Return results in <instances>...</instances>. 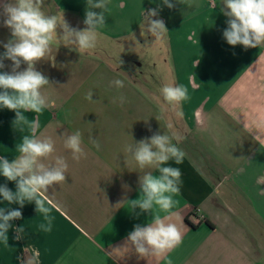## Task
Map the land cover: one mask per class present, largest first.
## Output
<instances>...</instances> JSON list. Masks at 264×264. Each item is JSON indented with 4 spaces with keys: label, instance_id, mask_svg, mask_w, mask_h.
<instances>
[{
    "label": "crops",
    "instance_id": "crops-1",
    "mask_svg": "<svg viewBox=\"0 0 264 264\" xmlns=\"http://www.w3.org/2000/svg\"><path fill=\"white\" fill-rule=\"evenodd\" d=\"M174 2L169 9L162 0H110L94 50L78 53L53 42L52 54L36 64L49 78L42 92L52 105L24 115L38 116L37 135L55 140V155L64 156L69 169L64 184L40 193L54 217L50 232L39 230L46 221L34 202L20 208L0 197V208L22 212L21 219L10 222L8 245L0 241V264H20L17 257L26 258L28 246L39 249L40 264H167L164 258L148 261L134 248L123 249L134 225H146L151 216L117 205L124 197L139 198L144 171L130 160L125 145L168 132L166 121L156 119L160 114L152 99L165 83L184 85L189 95L176 125L184 137L178 146L185 160L168 162L183 173L173 209L183 238L167 259L173 264H264V44L244 49L226 42L223 0ZM45 7L51 14L63 13L71 27H85L86 0H45ZM157 7L161 10L153 19H163L168 33L155 43L151 34L140 33L143 11ZM2 19L0 54L11 38ZM120 45L127 56L120 52L117 57ZM128 56L122 67L120 60ZM11 63L5 60L0 71L10 72ZM115 79L124 87H109ZM90 91L92 100L86 99ZM14 119V111L0 108V157L9 161L28 134L14 129ZM77 130L87 152L78 162L59 138ZM4 184L16 191L15 182L0 176ZM22 226L18 241L15 229Z\"/></svg>",
    "mask_w": 264,
    "mask_h": 264
},
{
    "label": "clouds",
    "instance_id": "clouds-1",
    "mask_svg": "<svg viewBox=\"0 0 264 264\" xmlns=\"http://www.w3.org/2000/svg\"><path fill=\"white\" fill-rule=\"evenodd\" d=\"M162 2L169 9L175 7L174 0ZM109 3L110 0H86L85 27L82 30L71 27L63 13L57 15L46 11L45 0H3L0 3L2 24L10 30L11 36L3 43L0 69L5 68V60L12 62L10 72L0 71V108L14 111V129L22 134L27 129L28 133L22 135L21 143L16 146L19 154L13 160L0 157V176L16 184L15 192L7 184L0 185V197L9 205L18 204L20 208L25 202H34L36 211L43 214L46 221L39 225V230L43 232L52 230L54 217L40 193L47 192L52 185L64 184L69 164L64 156L55 155L56 142L51 136L43 132L37 135L40 129L38 116L29 120L24 115L26 112L42 113L52 105L50 98L42 92L44 86L50 84L49 78L36 70V64L52 54L53 42L78 53L94 50L102 38L100 30L106 27ZM222 5L221 11L228 18L223 38L229 45H242L248 49L264 44V0H223ZM160 10L157 7L143 11L144 23L140 35L151 34L155 43L162 41L168 33L163 19H153L159 16ZM22 64L26 65L24 70H20ZM109 87L120 89L124 87V82L115 79L110 81ZM92 96L90 91L86 99L92 100ZM152 99L160 114L156 119L166 121L168 132H157L150 138L125 145L124 151L130 160L144 171L138 178L139 198L128 200L124 197L117 205L127 204L132 212L140 209L137 216L141 213L151 216L146 225H134L123 249L130 251L134 248L140 258L148 261L153 257L164 258L167 264H173L167 255L182 243L183 238L181 226L173 221L177 215L173 209L179 203L174 197L181 192L183 173L179 167L168 165V162L180 165L185 160L186 153L178 146L184 137L176 125L183 116L182 103L189 99L188 89L184 85L165 83ZM119 100L123 104L125 97L121 95ZM59 138L74 161L87 157L80 131L64 133ZM90 141L99 149L97 139L90 137ZM146 169H155L158 174ZM21 218L20 210L0 208V241L8 245L7 233L12 228L10 222ZM24 232V226L17 227L14 239H22ZM24 252L27 253L26 258L17 257L20 264H40L38 248L28 246Z\"/></svg>",
    "mask_w": 264,
    "mask_h": 264
},
{
    "label": "rangeland",
    "instance_id": "rangeland-1",
    "mask_svg": "<svg viewBox=\"0 0 264 264\" xmlns=\"http://www.w3.org/2000/svg\"><path fill=\"white\" fill-rule=\"evenodd\" d=\"M121 46V48H120V50H118V51H116V52H118V55H117V57L118 56H120V52H121V54L123 55V56H127L128 54H126V52H125V50H124V45H120ZM110 51H113L112 49H110ZM143 53H146V55H150L151 53L149 52V50L148 49H144L143 50ZM131 54H133V52H131ZM129 57L130 56H128V58H126V59H122V60H120L121 61V63H120V65L123 67V66H125V67H127L126 65L128 64V62L130 61L129 60ZM148 65V64H147Z\"/></svg>",
    "mask_w": 264,
    "mask_h": 264
}]
</instances>
